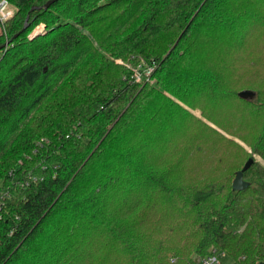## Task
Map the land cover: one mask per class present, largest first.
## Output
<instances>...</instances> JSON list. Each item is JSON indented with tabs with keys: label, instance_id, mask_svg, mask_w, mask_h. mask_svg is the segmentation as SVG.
Wrapping results in <instances>:
<instances>
[{
	"label": "trees",
	"instance_id": "16d2710c",
	"mask_svg": "<svg viewBox=\"0 0 264 264\" xmlns=\"http://www.w3.org/2000/svg\"><path fill=\"white\" fill-rule=\"evenodd\" d=\"M47 1L10 0L0 37V264H193L210 247L264 264V83L241 82L264 67V0ZM141 62L150 81L131 82ZM186 108L249 146L245 189V162L182 181L208 142L238 148Z\"/></svg>",
	"mask_w": 264,
	"mask_h": 264
},
{
	"label": "rangeland",
	"instance_id": "374dc122",
	"mask_svg": "<svg viewBox=\"0 0 264 264\" xmlns=\"http://www.w3.org/2000/svg\"><path fill=\"white\" fill-rule=\"evenodd\" d=\"M41 29H42L41 26L35 28L31 32L30 36L36 35L38 33H42ZM5 44L7 45L8 42ZM254 73L257 74V75L255 74L256 75L255 78L242 79L241 82L251 81L252 79L253 82L257 84L264 83V67H259V69H257ZM130 81L133 82L131 79V74H130ZM186 109L191 114H193L195 117L201 119L204 123L209 125L211 128L219 131L226 140L233 141L235 144L238 145L237 146L238 148H235V149L232 148L230 150L228 148L226 149L225 152H223L224 147L220 146L222 145L220 144L221 140H218L217 142L211 143V144H209L208 142L207 146H204L202 152L195 153V154H192L191 156H188V159L186 160V162L180 164L181 165L180 177H182L183 182L198 183V182H202L205 180H210L214 177L221 176L224 173L225 169L226 170L229 169L230 164L233 165L232 162H234V165L235 164L242 165L245 162L246 156H245L244 151L247 153L250 151V149H249V146L245 142H243L242 140L238 138V134H235V136H231L227 134L226 132L218 130L216 128L217 126L211 124L210 122L205 120L200 115V111L198 109H193V108H190V109L186 108ZM233 115L235 116V118L231 119V124H230L231 128L240 126L239 119L237 118L235 114ZM222 152L225 153V155L222 157V163L220 164L221 166L220 168L216 165L215 158H216V155L218 158H219V155H223ZM254 158L259 163V165L262 166V168L264 169V160L260 158L258 155H255ZM247 178H249V176L245 177L244 180L247 181L248 180ZM170 259H172L170 260L171 263L175 262L176 260L173 257L172 258L170 257ZM222 262H224V260Z\"/></svg>",
	"mask_w": 264,
	"mask_h": 264
},
{
	"label": "built area",
	"instance_id": "2783aa9c",
	"mask_svg": "<svg viewBox=\"0 0 264 264\" xmlns=\"http://www.w3.org/2000/svg\"><path fill=\"white\" fill-rule=\"evenodd\" d=\"M14 12L10 0H0V37L6 38V24ZM125 66L130 70L131 79L134 83L148 82L154 70V63L149 65L141 62L134 66L129 64H125ZM28 179L31 181L36 180L32 175H29ZM25 185H28V181L25 182ZM223 260L224 262H222ZM193 264H236V262L231 260L224 251L210 247L205 255L195 256Z\"/></svg>",
	"mask_w": 264,
	"mask_h": 264
},
{
	"label": "water",
	"instance_id": "95a60500",
	"mask_svg": "<svg viewBox=\"0 0 264 264\" xmlns=\"http://www.w3.org/2000/svg\"><path fill=\"white\" fill-rule=\"evenodd\" d=\"M54 1H56V0H48L42 6V8L47 9ZM33 9H31V10H33ZM5 46H6V44H4L3 46H0V49L4 48ZM237 95L239 98L247 100V99L253 98L254 93L250 90H242V91L238 92ZM251 163H252V159L249 158L244 163L243 167L235 173V176H234V178L232 180V184H231V188L233 191H240V190L245 189L248 186V182L243 180V173L250 167ZM260 264H262V263H260Z\"/></svg>",
	"mask_w": 264,
	"mask_h": 264
}]
</instances>
